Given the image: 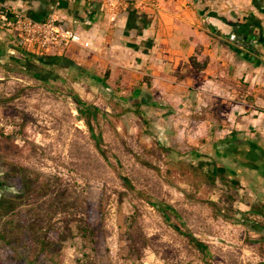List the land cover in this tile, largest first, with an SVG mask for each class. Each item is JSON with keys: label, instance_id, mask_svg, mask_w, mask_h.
I'll return each instance as SVG.
<instances>
[{"label": "rangeland", "instance_id": "rangeland-1", "mask_svg": "<svg viewBox=\"0 0 264 264\" xmlns=\"http://www.w3.org/2000/svg\"><path fill=\"white\" fill-rule=\"evenodd\" d=\"M83 88L0 77V195L16 205L0 219V264L40 250L31 264H264L262 223L211 178L212 159L165 138L128 93Z\"/></svg>", "mask_w": 264, "mask_h": 264}, {"label": "crops", "instance_id": "crops-1", "mask_svg": "<svg viewBox=\"0 0 264 264\" xmlns=\"http://www.w3.org/2000/svg\"><path fill=\"white\" fill-rule=\"evenodd\" d=\"M144 1L152 7L110 16L84 0H0V77L128 93L165 138L189 142L237 183L264 233V0ZM5 7L34 20L54 14L80 41L34 56Z\"/></svg>", "mask_w": 264, "mask_h": 264}, {"label": "built area", "instance_id": "built-area-1", "mask_svg": "<svg viewBox=\"0 0 264 264\" xmlns=\"http://www.w3.org/2000/svg\"><path fill=\"white\" fill-rule=\"evenodd\" d=\"M84 1L95 2L101 13L110 16L117 14L129 5L138 10H144L153 5V2L144 0H134L131 3L126 0ZM3 13L10 18V28L18 44L34 56L42 57L50 53L63 54L80 41L78 33L61 27L54 14H48L41 20H34L16 12L13 8L5 7Z\"/></svg>", "mask_w": 264, "mask_h": 264}, {"label": "trees", "instance_id": "trees-1", "mask_svg": "<svg viewBox=\"0 0 264 264\" xmlns=\"http://www.w3.org/2000/svg\"><path fill=\"white\" fill-rule=\"evenodd\" d=\"M74 101L77 103V105H81L82 103L74 98ZM87 109V112L90 113V112H95L94 108L92 109L91 107H86ZM195 155V154H194ZM196 156V155H195ZM212 169H213V166H212ZM211 169V171H212ZM215 177H218L224 185H231V186H237V183L234 182V181H230L228 180L226 177H225V174H224V171L220 168H217L215 167L214 170H213V173L211 175V178H215ZM211 179V180H212ZM18 185H20L19 187V190H21L20 192L23 193L22 191L24 190V188H27V184L21 180V182L18 183ZM25 191V190H24ZM3 196L4 195H0V219L3 218L4 216H6L8 214V210L12 211L16 205L13 203V201L11 200L10 202H8L7 204H5V202H3ZM157 209L162 213V215H164L166 218L167 216H169V214L171 213V210H169V208L167 206H157ZM170 212V213H169ZM19 229H20V235L21 237L19 238H16V239H19L21 240L22 243H26V238L25 237H28V235L30 236V231L32 232L33 228L31 225H24L22 224L21 226H19ZM87 230L91 233V235H93V229L90 228L89 226H87ZM4 232H0V237L3 238V235ZM32 235V234H31ZM25 236V237H24ZM188 240L190 241V243L197 249L199 250L200 252L202 253H206L207 252V246L202 243L201 241L197 240L196 238H194L193 236L191 235H188L187 236ZM45 240V239H44ZM44 240L41 241L42 244H44ZM27 246V245H26ZM42 249V248H40ZM42 253V250H40V254L37 253L36 255H31L29 258H26L25 260V263L26 264H31V262L34 260V259H37Z\"/></svg>", "mask_w": 264, "mask_h": 264}]
</instances>
